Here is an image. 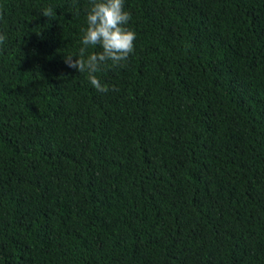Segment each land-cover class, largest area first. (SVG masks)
I'll use <instances>...</instances> for the list:
<instances>
[{"label": "trees", "instance_id": "16d2710c", "mask_svg": "<svg viewBox=\"0 0 264 264\" xmlns=\"http://www.w3.org/2000/svg\"><path fill=\"white\" fill-rule=\"evenodd\" d=\"M90 6L0 0V264H264V0H124L106 93Z\"/></svg>", "mask_w": 264, "mask_h": 264}, {"label": "clouds", "instance_id": "9594fccd", "mask_svg": "<svg viewBox=\"0 0 264 264\" xmlns=\"http://www.w3.org/2000/svg\"><path fill=\"white\" fill-rule=\"evenodd\" d=\"M90 4L86 15L87 28L82 30L83 47L78 56L66 55L65 63L80 73L87 72L90 83L97 91H116L115 86L109 89L108 85L102 84L96 74L108 61L113 66H124L122 62L127 61L134 52L136 33L126 27L131 20V13L124 10V0H90ZM42 14L49 19L54 15L51 7ZM0 20H3L2 14ZM6 40V34L0 33V46ZM89 46H100L102 52L86 55Z\"/></svg>", "mask_w": 264, "mask_h": 264}]
</instances>
